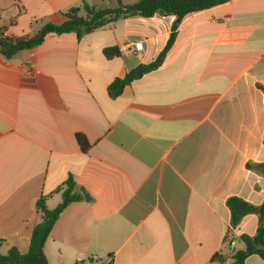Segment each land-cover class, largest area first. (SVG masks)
<instances>
[{
	"label": "crops",
	"instance_id": "obj_1",
	"mask_svg": "<svg viewBox=\"0 0 264 264\" xmlns=\"http://www.w3.org/2000/svg\"><path fill=\"white\" fill-rule=\"evenodd\" d=\"M85 3L118 6L0 0V27L33 35L71 9L85 16ZM174 21L126 17L81 39L50 34L11 59L0 54L2 254L28 252L38 199L55 209L70 178L83 199L52 229L48 264H232L239 236L256 234L253 214L229 232L226 202L264 201V175L247 166L264 163V0L187 15L162 66L111 97L116 79L157 59ZM109 47L120 56L107 59ZM217 253L226 259L213 262Z\"/></svg>",
	"mask_w": 264,
	"mask_h": 264
},
{
	"label": "trees",
	"instance_id": "obj_2",
	"mask_svg": "<svg viewBox=\"0 0 264 264\" xmlns=\"http://www.w3.org/2000/svg\"><path fill=\"white\" fill-rule=\"evenodd\" d=\"M229 1L231 0H139L136 3L126 5L123 0H117L118 6L116 8L103 9H96L85 3L83 5L85 16L79 15V9H71L66 13L67 20L64 23H47L33 35H25L22 37L4 36L5 29L0 27V54L6 59H11L20 51L40 46L50 34L62 35L75 33L81 39L85 34L126 17L140 16L150 18L156 14L175 16L171 34L165 48L156 60L140 67L146 73L162 66L166 54L176 39L179 26L187 15L210 9ZM104 55L107 59H113L120 56V50L116 47H109L104 50ZM140 68L129 72L122 79H116L109 86L110 96L114 98L120 96L127 86L139 79L141 75L137 74V71ZM261 89L264 92V87H261ZM77 140L82 151L87 152L90 144L86 137L82 134H77ZM247 166L249 169H253L264 175V163L255 165L248 164ZM76 187L75 180L70 178L65 184V189L60 188L58 190L62 191V202L55 209H49L47 207L46 196L38 199L36 208L41 220L33 230L28 252L21 253L17 248H11L4 255L1 253V247L4 241L0 239V264H48L44 247L52 229L61 214L70 204L83 199L82 193L77 191ZM226 204L231 215L229 232L236 230L244 217L252 214L258 217L256 234L254 236L246 234L239 236L238 239L244 248L235 252L232 256V264H244L245 260L252 255H258L264 260V201L261 205H254L242 198L231 197L227 200ZM225 259L226 256L217 253L213 258V262H223Z\"/></svg>",
	"mask_w": 264,
	"mask_h": 264
},
{
	"label": "water",
	"instance_id": "obj_3",
	"mask_svg": "<svg viewBox=\"0 0 264 264\" xmlns=\"http://www.w3.org/2000/svg\"><path fill=\"white\" fill-rule=\"evenodd\" d=\"M144 72V69L143 68H140L138 71H137V74H142ZM234 242H236V240L234 241Z\"/></svg>",
	"mask_w": 264,
	"mask_h": 264
},
{
	"label": "built area",
	"instance_id": "obj_4",
	"mask_svg": "<svg viewBox=\"0 0 264 264\" xmlns=\"http://www.w3.org/2000/svg\"><path fill=\"white\" fill-rule=\"evenodd\" d=\"M4 36H7L6 33L4 32ZM137 48H140L139 45H136ZM108 264H112V260H108Z\"/></svg>",
	"mask_w": 264,
	"mask_h": 264
},
{
	"label": "rangeland",
	"instance_id": "obj_5",
	"mask_svg": "<svg viewBox=\"0 0 264 264\" xmlns=\"http://www.w3.org/2000/svg\"><path fill=\"white\" fill-rule=\"evenodd\" d=\"M125 1H127V2H133V1H137V0H125Z\"/></svg>",
	"mask_w": 264,
	"mask_h": 264
}]
</instances>
